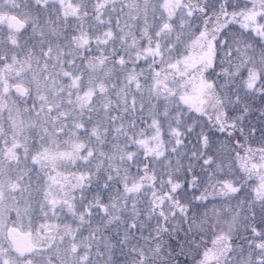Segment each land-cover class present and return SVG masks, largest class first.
<instances>
[{
  "label": "snow or ice",
  "instance_id": "snow-or-ice-1",
  "mask_svg": "<svg viewBox=\"0 0 264 264\" xmlns=\"http://www.w3.org/2000/svg\"><path fill=\"white\" fill-rule=\"evenodd\" d=\"M0 264H264V0H0Z\"/></svg>",
  "mask_w": 264,
  "mask_h": 264
}]
</instances>
